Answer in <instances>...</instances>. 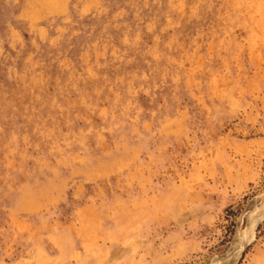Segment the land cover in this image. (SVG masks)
Segmentation results:
<instances>
[{"label":"rangeland","instance_id":"obj_1","mask_svg":"<svg viewBox=\"0 0 264 264\" xmlns=\"http://www.w3.org/2000/svg\"><path fill=\"white\" fill-rule=\"evenodd\" d=\"M0 264H264V0H0Z\"/></svg>","mask_w":264,"mask_h":264}]
</instances>
